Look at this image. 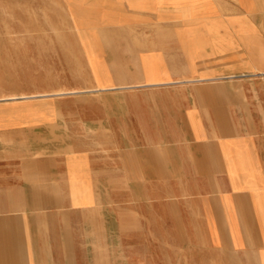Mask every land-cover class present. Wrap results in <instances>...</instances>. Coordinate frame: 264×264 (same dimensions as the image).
Here are the masks:
<instances>
[{
	"label": "crops",
	"instance_id": "crops-1",
	"mask_svg": "<svg viewBox=\"0 0 264 264\" xmlns=\"http://www.w3.org/2000/svg\"><path fill=\"white\" fill-rule=\"evenodd\" d=\"M63 4L88 87L65 141L0 106V264H264V0Z\"/></svg>",
	"mask_w": 264,
	"mask_h": 264
},
{
	"label": "rangeland",
	"instance_id": "rangeland-1",
	"mask_svg": "<svg viewBox=\"0 0 264 264\" xmlns=\"http://www.w3.org/2000/svg\"><path fill=\"white\" fill-rule=\"evenodd\" d=\"M80 42L63 0H0V106H26L31 121L58 119L65 141V112L53 106H70L67 96L89 82Z\"/></svg>",
	"mask_w": 264,
	"mask_h": 264
}]
</instances>
